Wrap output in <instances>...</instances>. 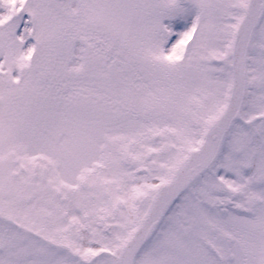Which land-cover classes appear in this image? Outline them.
Wrapping results in <instances>:
<instances>
[{"label": "snow or ice", "instance_id": "obj_1", "mask_svg": "<svg viewBox=\"0 0 264 264\" xmlns=\"http://www.w3.org/2000/svg\"><path fill=\"white\" fill-rule=\"evenodd\" d=\"M0 264H264V0H0Z\"/></svg>", "mask_w": 264, "mask_h": 264}]
</instances>
